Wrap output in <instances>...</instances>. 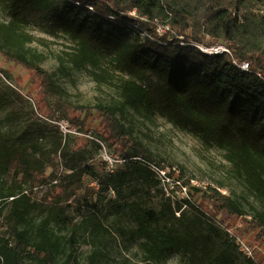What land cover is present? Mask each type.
<instances>
[{
  "label": "trees",
  "instance_id": "16d2710c",
  "mask_svg": "<svg viewBox=\"0 0 264 264\" xmlns=\"http://www.w3.org/2000/svg\"><path fill=\"white\" fill-rule=\"evenodd\" d=\"M75 1L79 6L75 7ZM79 10L117 25L133 22L144 33L142 41L127 43L104 31L100 23L79 18ZM132 11L136 17L129 15ZM0 12L8 18L6 24L0 22V55L33 75L45 106L60 88L54 84L52 73L19 52L35 41L25 30L33 26L48 37L67 36L74 47L63 53L61 63L89 71L96 81L111 79L112 73L103 64L108 60L120 74L118 89L125 107L148 114L158 112L176 127L190 128L203 145L226 151L232 172L243 179L263 210L252 209L248 214L218 188H196L181 176L189 188L187 197L178 201L204 216L201 204L192 200L200 197L212 219L219 217L223 224L249 216L244 221L256 232V239L264 241V83L254 73L258 70L264 75V0H0ZM159 26L168 30L159 35ZM194 45H223L231 56L206 55ZM142 50L152 51L172 67L141 62L138 57ZM232 59L247 62L252 71L240 72ZM55 108L61 119L81 129L95 112L99 138L108 149L125 150L121 158L124 165L102 176L106 168L103 161L102 169H98L67 158L64 173L46 177L45 170L53 167L55 158H48L36 143H15L0 133V175H9L12 183L41 179L49 184L42 218L31 227H27L30 197L20 183L0 202V264H18L19 257L29 252L42 264H55L66 246L74 250L79 222L100 231V215L126 209L136 222L133 235L141 241L145 260L156 261L178 247L179 232L173 225L162 224L160 213L119 203L110 196L112 191L119 196L133 180L158 185L152 166L162 167L150 162L146 150L133 140L117 117L119 109L67 103H57ZM61 152L65 159L68 152ZM247 263L257 264L251 259ZM85 264H94V257H88Z\"/></svg>",
  "mask_w": 264,
  "mask_h": 264
},
{
  "label": "rangeland",
  "instance_id": "374dc122",
  "mask_svg": "<svg viewBox=\"0 0 264 264\" xmlns=\"http://www.w3.org/2000/svg\"><path fill=\"white\" fill-rule=\"evenodd\" d=\"M77 14L81 19L100 23L104 31L127 43L140 42L144 36L133 22L124 21V24L117 25L105 19L97 20L94 15L82 10ZM129 15L137 16L133 11ZM65 18L73 19L70 16ZM7 21L8 18L0 12V22L6 24ZM25 30L35 41L24 45L19 52L52 73L54 84L60 91L49 97V106H45L41 97H38L39 83L33 75L20 65L5 61L0 55V133L15 143H36L43 148L48 158H55L53 167L45 170L46 177H59L64 173L67 158L102 169V156L110 155L116 157L113 171L124 165L121 158L125 150L108 149L99 138V118L95 112L87 117L85 129H81L61 119L62 114L55 108L57 103L79 107L103 104L119 109L117 117L133 140L146 150L153 164L175 168L183 180H194L198 184L218 188L241 204L248 214L252 213V209L263 210L260 201L248 190L243 179L232 172L226 160V151L215 145H203L190 128L180 129L158 112L148 114L143 109L135 111L125 107L118 89L120 74L113 70L108 60H103V64L112 73L111 79L96 81L89 71L76 70L66 62L61 63L63 53L71 52L74 47L67 36L60 34L58 37H48L36 26ZM138 59L148 64L172 67L150 50H142ZM52 113L53 117L50 118ZM62 149L68 152L65 159L61 156ZM105 173L109 174L106 168L100 174L103 176ZM12 182L9 175H0V202H3L12 186L20 183L30 197L27 227L37 224L42 218L40 212L44 206L43 200L47 197L45 195L49 192V184L41 179L26 184H21L20 180ZM120 192L119 196L113 191L109 193L119 203L137 204L160 213L162 224L167 227L173 225L179 232L180 245L169 249L156 261L145 260L140 248L141 241L133 235L136 222L126 209L119 213L100 215V231H93L90 224L83 225L78 221L74 250L66 246L55 264H85L90 256L94 257V264H248V259L264 264V241L257 240L256 232L244 221L249 220V216L223 224L219 217L212 219L208 213L209 207L195 196L192 200L201 204V210L206 214L201 216L178 201L187 195L177 190L171 192L170 188L160 183L156 185L133 180ZM62 234L69 236L68 232ZM240 240L253 249L252 257L243 253L238 243ZM18 264L42 263L39 257L29 252L19 257Z\"/></svg>",
  "mask_w": 264,
  "mask_h": 264
},
{
  "label": "built area",
  "instance_id": "2783aa9c",
  "mask_svg": "<svg viewBox=\"0 0 264 264\" xmlns=\"http://www.w3.org/2000/svg\"><path fill=\"white\" fill-rule=\"evenodd\" d=\"M72 3L75 5V7L79 6V4L76 3V1L72 2ZM86 8L90 12H93V10H91L92 8H90V7H86ZM109 19L112 20L111 17ZM166 30H168V27H163V26L157 27V32H159V34H161V35H163V33H165ZM179 39H182V38H179ZM180 44L184 45V43H180ZM194 46L196 48H198L203 54H206V55H228V56H231L229 49L223 45H219V46L215 45V46H211V47H206V46L204 47L202 45L201 46L200 45H194ZM232 63L240 72L249 73L252 71L250 68V65L247 62H242V61H238V60L234 59L232 61ZM254 73L264 83L263 73L261 71H258V70L255 71ZM106 153H107V151H106ZM114 158L116 159L115 156H110V155L109 156H107V155L102 156L103 162L105 163V166H106V171L109 173L113 172V163L116 161ZM152 170L155 173L157 180L160 182V184L163 187L170 188V191L178 190L179 193H181L185 196L187 195L188 186L183 184L181 177L178 176L179 172L177 170H175V168H164V167L158 168V167L152 166ZM188 183L190 186H193L196 188L206 189L208 187V186L198 184L194 180H189ZM238 243L241 244L240 248L242 249L243 253L246 256H248V257L253 256V249L249 248V246H247V244L245 245L244 242L241 240Z\"/></svg>",
  "mask_w": 264,
  "mask_h": 264
}]
</instances>
